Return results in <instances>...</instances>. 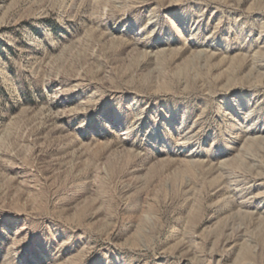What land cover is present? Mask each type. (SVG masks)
<instances>
[{
	"label": "rangeland",
	"instance_id": "1",
	"mask_svg": "<svg viewBox=\"0 0 264 264\" xmlns=\"http://www.w3.org/2000/svg\"><path fill=\"white\" fill-rule=\"evenodd\" d=\"M0 264H264V0H0Z\"/></svg>",
	"mask_w": 264,
	"mask_h": 264
}]
</instances>
